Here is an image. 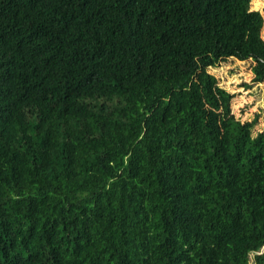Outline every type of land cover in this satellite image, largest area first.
<instances>
[{
	"label": "trees",
	"instance_id": "trees-1",
	"mask_svg": "<svg viewBox=\"0 0 264 264\" xmlns=\"http://www.w3.org/2000/svg\"><path fill=\"white\" fill-rule=\"evenodd\" d=\"M262 3L0 0V264H247L264 131L207 69L264 80Z\"/></svg>",
	"mask_w": 264,
	"mask_h": 264
},
{
	"label": "rangeland",
	"instance_id": "rangeland-1",
	"mask_svg": "<svg viewBox=\"0 0 264 264\" xmlns=\"http://www.w3.org/2000/svg\"><path fill=\"white\" fill-rule=\"evenodd\" d=\"M257 10L263 16L261 36L264 39L263 3ZM252 64L251 60L240 61L230 57L213 67H208L207 72L215 77L217 86L233 95L229 102L230 113L234 118L242 122L253 121L250 133L254 137L264 131V80H253ZM263 253L264 245L258 252L250 254L247 264H254V255Z\"/></svg>",
	"mask_w": 264,
	"mask_h": 264
}]
</instances>
